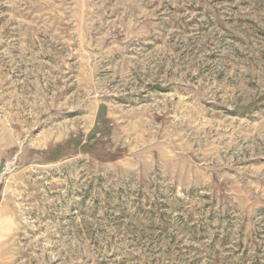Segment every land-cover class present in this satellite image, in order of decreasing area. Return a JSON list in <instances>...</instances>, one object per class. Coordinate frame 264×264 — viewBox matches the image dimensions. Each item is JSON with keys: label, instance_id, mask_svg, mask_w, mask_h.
<instances>
[{"label": "rangeland", "instance_id": "rangeland-1", "mask_svg": "<svg viewBox=\"0 0 264 264\" xmlns=\"http://www.w3.org/2000/svg\"><path fill=\"white\" fill-rule=\"evenodd\" d=\"M0 264H264V0H0Z\"/></svg>", "mask_w": 264, "mask_h": 264}]
</instances>
